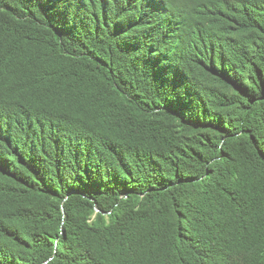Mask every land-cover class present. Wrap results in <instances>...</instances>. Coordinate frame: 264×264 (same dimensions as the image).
<instances>
[{
    "label": "trees",
    "instance_id": "1",
    "mask_svg": "<svg viewBox=\"0 0 264 264\" xmlns=\"http://www.w3.org/2000/svg\"><path fill=\"white\" fill-rule=\"evenodd\" d=\"M0 264H264V0H0Z\"/></svg>",
    "mask_w": 264,
    "mask_h": 264
}]
</instances>
